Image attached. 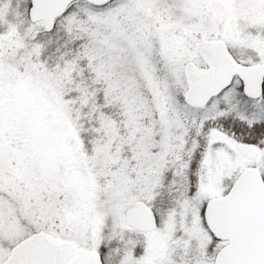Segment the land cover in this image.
<instances>
[{"label":"snow or ice","instance_id":"snow-or-ice-1","mask_svg":"<svg viewBox=\"0 0 264 264\" xmlns=\"http://www.w3.org/2000/svg\"><path fill=\"white\" fill-rule=\"evenodd\" d=\"M0 264H264V0H0Z\"/></svg>","mask_w":264,"mask_h":264}]
</instances>
